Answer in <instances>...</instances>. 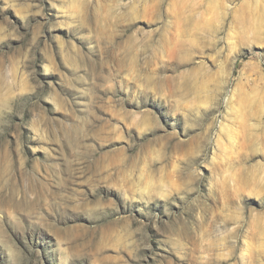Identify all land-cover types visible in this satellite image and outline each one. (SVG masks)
<instances>
[{
	"label": "clouds",
	"instance_id": "1",
	"mask_svg": "<svg viewBox=\"0 0 264 264\" xmlns=\"http://www.w3.org/2000/svg\"><path fill=\"white\" fill-rule=\"evenodd\" d=\"M0 3L5 8L13 6L7 0H0ZM157 3L162 13L171 11L169 0H157ZM75 7L89 28L99 29L112 36L121 15L140 5L135 0H79ZM251 7L259 8L264 16V0H255ZM218 28L224 37L238 36L242 25L234 18L222 22ZM254 28L255 25L250 23L244 30L252 35L255 34ZM259 32L264 35V21L259 26ZM20 38L27 41V46L20 50L18 57L0 56V145L6 156L0 175V264H39L42 259L47 260V264H78L84 259L77 254V249L82 245L91 246L98 254L107 249L116 252L115 257L101 255L99 264L107 260L113 264H130L122 253H127L131 264H137L140 259L136 255L137 251L149 247L148 227H161L151 215L153 204H191L196 209V218L201 219L205 206L211 210L212 205L208 204L211 201L219 212L221 186L226 175L229 180L235 177L237 188L258 189L264 195V120L249 123V127L262 130L249 135L245 130L244 118L240 116L242 101L238 94L227 98V102L233 105L228 111L233 114L227 115L224 121L202 111L218 106L209 103L204 92V87L215 85L216 79L197 84L186 71L164 74L166 70L163 61L169 59L167 48L143 45L134 49L128 45L119 47L115 53L118 62H105L104 67L110 73L116 71L121 82H128V87L123 88L122 83L108 76L101 84L106 94L98 99V94L92 97V103L109 112L116 121L113 123L111 119L105 120L103 123L106 130L119 133L122 131L120 124L123 123L130 132L135 130L140 138L150 135L155 137L156 142L163 139L167 147L173 149V154L177 146L180 147L183 153L181 162L172 169L171 162H166L167 156L154 159L147 146L141 149L130 139V148L115 154L106 163L97 164L95 158H91L85 164L84 160L75 155L79 152V138L85 134L82 126L85 118L76 114L56 85H45L36 78L32 55L35 36L30 38L24 33ZM223 52V48L204 45L203 48L193 50L191 56H208L219 64L226 59V54L221 55ZM48 60L54 64V55L49 53ZM132 66L135 67V75L127 70ZM41 67L47 76L48 66ZM261 74L264 76V71ZM253 75L249 73L250 78ZM64 79L69 80L67 76ZM220 83L227 86L228 81L222 80ZM118 86L125 91L128 103L138 111H129L124 107L117 93ZM211 91L219 94L217 99L221 103L225 102L223 88H213ZM42 103L51 104L54 115H60L63 119L39 117L37 112ZM150 104L161 106V117L166 121H179L177 126L188 138L181 139L180 133L157 136L156 133L163 129V125L159 122L160 117L146 110ZM256 115L264 117V92L258 103L249 108L248 116ZM146 119L151 121L148 127L142 125ZM94 120L103 118L90 108L87 123L91 125ZM30 121L36 122L40 139L58 145L54 152L52 149L46 150L51 155L63 156L67 160L66 174L61 167L63 161L55 163L46 172H41L38 164L31 169L28 167L23 154L20 128L29 127ZM9 135L16 138L15 151L19 155L15 166L8 150L11 143L7 139ZM201 168L210 169V174L204 176ZM142 170L151 174L150 181L141 174ZM252 173H256L255 180ZM42 175L46 176L47 183L39 182V176ZM113 181L127 184L126 190L115 194L122 203L141 205L144 221L126 217L112 218L118 205L115 201L105 200L99 191L101 187H113L115 190ZM248 199L258 203L254 195ZM73 217L82 218L87 223L95 222V232L89 230L85 237L60 227V224ZM164 229L168 233L173 232V224L164 225ZM44 236L48 237L50 244L41 256L36 248L39 239ZM17 241L23 244V248Z\"/></svg>",
	"mask_w": 264,
	"mask_h": 264
},
{
	"label": "rangeland",
	"instance_id": "2",
	"mask_svg": "<svg viewBox=\"0 0 264 264\" xmlns=\"http://www.w3.org/2000/svg\"><path fill=\"white\" fill-rule=\"evenodd\" d=\"M7 2L13 6L5 8L3 3H0V56L18 57L20 50L27 46V41L20 38L21 34L27 33L30 38L35 36L36 43L32 45V55L36 78L45 85H56L61 96L66 98L76 114L85 118L82 124L85 134L79 138V152L75 154L84 160L85 164H88L91 158H95L97 164L106 163L108 159L114 158L115 154L129 149L130 139L141 149L147 146L154 159L167 156L166 162H171L172 169L181 162L183 153L180 147L177 146L173 154V149L168 148L163 139L156 142L155 137L150 135L140 138L135 130L130 132L123 123L120 124L122 131L119 133L108 132L103 122L110 119L113 123L116 121L109 112L92 103L94 94H98L97 99L106 94V90L101 87L105 77L110 76L114 81L122 83L125 89L128 87V82H121L116 71L110 73L104 67L105 62H118L115 53L119 47L125 45L132 49L140 45L167 48L169 59L163 61L166 70L164 74L172 75L178 71H186L197 84L216 79V84H208L204 87V92L208 102L218 106L202 111L216 115L220 121H224L227 115L233 114L228 111L233 105L227 102V98L238 94L242 101L240 116L244 118L245 130L249 135L262 131L260 128L248 126L249 123L255 124L264 120V117L259 115L248 116L250 106L258 103L261 93L264 92V76L261 74L264 71V35L259 32L264 16L259 8L251 7L255 0H169L171 11L163 13L157 0H135L140 7L121 15L113 28L112 36L99 29L89 28L84 23L75 7L79 0ZM248 17H251L250 21ZM234 18L242 25L240 35L224 37L218 25ZM250 23L255 25V34L252 35L244 30ZM204 45L223 48L221 55L226 54L225 61L218 64L208 56H191L193 50L203 48ZM49 53L55 57L54 64L49 63ZM42 65L48 66L47 76L43 74ZM127 70L135 75L134 66ZM250 72L254 73L252 78L249 76ZM224 73L230 74L223 75ZM65 76L69 80H65ZM222 80L228 81L227 86L220 83ZM213 88L224 89V103L217 99L218 93L211 91ZM117 93L125 108L138 111L128 103L125 91L120 90L119 86ZM90 108L103 120H94L93 124L89 125L87 114ZM146 110L160 117L159 122L163 129L156 133L157 136L180 133L181 139L188 138L177 126L179 121H166L161 117L163 109L159 104H150L146 106ZM37 115L41 118L46 116L51 120L63 119L60 115H54L53 106L47 103L41 104ZM150 124L151 121L147 119L142 122L145 127ZM20 133L24 143L23 154L30 169L38 164L41 166L40 171L46 172L55 163L63 161L61 167L65 174L67 173V160H64L63 156L51 155L46 150L52 149L54 152L58 145L40 139L36 122L30 121L29 127L22 126ZM7 139L11 142L8 150L15 166L19 155L15 151L16 138L9 135ZM5 159L3 146L0 145V175ZM200 171L204 176H208L211 170L201 168ZM141 174L149 181L152 179L146 170H142ZM252 177L255 180L256 173H252ZM39 182L47 183L46 176H39ZM112 183L115 190L113 187H101L99 191L105 200L115 201L118 205L112 218L126 217L134 221H144L141 205L122 203L120 197L115 194L126 190L127 184L123 181ZM252 195L258 203L249 201L248 198ZM208 204L212 205V208L209 210L205 206L201 219L196 218V209L191 204H153L151 215L161 227H148L149 247L137 251L136 255L140 257L137 264H264V195H261L258 189L237 188L235 177L229 180L226 175L221 186L220 211L215 210L216 206L211 201ZM166 224H173L174 231L168 233L164 229ZM60 227L87 237L89 230L95 232L97 224L73 217L60 224ZM17 244L23 248L19 241ZM49 244L48 237L39 239L36 250L41 256ZM77 254L84 257L78 264H99L101 255L116 256L112 249L98 254L87 245L79 247ZM122 255L131 264L127 253ZM39 264H47V260L42 259ZM104 264L113 262L107 260Z\"/></svg>",
	"mask_w": 264,
	"mask_h": 264
}]
</instances>
